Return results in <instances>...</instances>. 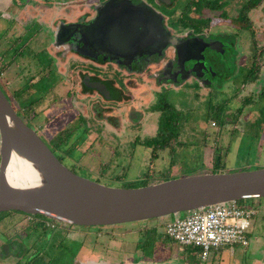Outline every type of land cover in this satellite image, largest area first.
I'll return each mask as SVG.
<instances>
[{"label":"rangeland","instance_id":"374dc122","mask_svg":"<svg viewBox=\"0 0 264 264\" xmlns=\"http://www.w3.org/2000/svg\"><path fill=\"white\" fill-rule=\"evenodd\" d=\"M23 1L28 2L31 8L23 6L22 12L26 15L21 20L18 15L19 7L14 6L10 0H0V14L10 16V19L0 16V51L6 54L8 61L14 60L7 67H0V87L11 100L12 91L29 80L36 79L34 77L40 74L36 73L44 67L41 70V73H45L43 78H37V85H34L33 89L30 85L31 90L20 91L16 95L17 101H13V104L23 112L27 109V106L23 105V99L29 101L30 111L20 114L31 127L39 131L55 154L75 173L107 185L122 186L128 183L141 186L140 181L145 180V172L150 169L170 168L168 165L171 161L175 163L171 168L172 178L211 170L215 163L213 158L219 159V171L233 172L264 167V95L259 94L262 89L264 91V52L258 69L262 77L254 83L242 82L243 75L249 68L252 46L255 43L250 31L243 26L239 28L240 23L234 19L243 0H225L220 10L224 9L226 18L222 19L217 16L220 10L213 12L204 8L201 13L190 12L192 18L209 16V26L204 30L210 32L212 39L217 40L219 46L213 47L214 52H208L204 56L202 68L194 70L192 64L187 62L185 68L189 76L175 72L171 82L165 81L159 88H153L154 82H162L155 78L152 81L145 71L141 72L143 69H140V66L136 67L134 73H124V81L122 71L117 72L116 77L119 78L115 87L119 94L120 90L126 94L122 103L103 102L98 98L99 94L90 87L82 90L84 95L78 93L74 90L75 78L70 79V72L64 71L62 67L61 70L59 67L45 68L55 59L51 53L47 54L44 48L46 41L52 38L51 29L42 21L33 22L30 10L33 9V0ZM50 1H56L57 4L61 2ZM148 1L156 5L164 15L175 14L176 18L180 11H183L181 8L185 0H170L167 7L155 0ZM83 5L82 3L81 7ZM71 9L72 7L68 12ZM248 16L252 21L251 28L255 34L256 46L261 47L264 44V1L251 9ZM168 22L175 29L182 27L186 32L185 23L182 26L176 22L179 25L176 28V24L175 26L170 20ZM23 28L25 33L22 36L11 37L13 34L19 35ZM189 28L190 31L194 30L192 26ZM49 49L52 51V48ZM28 50H37L42 61L38 62L37 57L31 60V56H27ZM17 52H22L20 55H24V58L19 57L16 59L19 61H16L14 54ZM63 64H66V60ZM85 69L86 74H89V71L100 72ZM209 70L212 74L208 78ZM109 77L115 76L111 74ZM204 79L212 82L210 88L206 87L208 83ZM33 95L39 99L34 103L31 102ZM247 96H251L252 100L248 99L243 104L242 99ZM161 97H165L172 107L180 112L177 137L180 143L173 153L170 154L167 149L160 150L156 158H151V147L143 143L156 133L159 111L155 105ZM223 100L226 112H233L248 103L238 116L237 122H228L224 128L218 130V125L209 120L212 114L209 108ZM76 126L68 141H73L75 136L84 133L83 127H86L85 134L79 138L80 142L77 141L75 148L66 154L62 150L65 142L59 144L60 146L55 145L56 134L61 129ZM155 181L159 180L148 177L146 184ZM249 203L255 210L249 244L246 247L236 245L233 250L221 247L213 251L206 260L199 258L198 249L194 245H178L165 237L164 222L173 216L170 214L162 218L89 226L90 228H66L68 223L57 221L58 226L53 227L50 224V227L43 228L44 234L34 246L44 252V258L36 259L33 264H87L89 261L124 264L142 260H171L180 264H264V198L253 199ZM179 215H183V212ZM22 217L21 213L0 215V237L6 241L8 239L3 237L2 229H6L8 225L20 226L22 221L26 223V228L19 229L13 236L16 241L10 240L6 243L10 255H1L0 264L23 263L24 256L17 260V255L29 254L30 249L26 246L36 242L38 233H26L29 229H36L32 228L36 225L41 226L37 221L41 224L44 222L29 216H26V220L23 217L21 221ZM45 221L48 222L47 219ZM50 223L54 224L52 221ZM157 241L161 246L155 245ZM71 254L73 256H70ZM27 257H31L30 254Z\"/></svg>","mask_w":264,"mask_h":264},{"label":"water","instance_id":"95a60500","mask_svg":"<svg viewBox=\"0 0 264 264\" xmlns=\"http://www.w3.org/2000/svg\"><path fill=\"white\" fill-rule=\"evenodd\" d=\"M110 3L104 6L107 10ZM122 3L126 6V3L130 4ZM137 13V17L120 14L114 21L118 23L111 26L112 36L106 38L104 45L111 54L115 52L117 56L126 57L138 50L135 46H140L144 40H151L148 34L143 35L145 30L141 32V37L137 36L146 22L144 14ZM124 27L129 33L122 37ZM156 38L162 46L167 43L174 45L178 57L182 50L180 46L185 44L188 47L189 44L187 40L170 34L166 40H163V34ZM100 42L103 44L104 41L100 39ZM200 49L197 55H188L183 60L202 58ZM12 152L32 168L31 183L12 185L6 180L5 168ZM261 197H264V167L194 173L135 187L107 185L79 175L60 161L40 134L22 119L0 87V212L40 214L78 226H106L162 218L217 203ZM87 264L105 263L89 261ZM124 264L180 263L143 260Z\"/></svg>","mask_w":264,"mask_h":264},{"label":"flooded vegetation","instance_id":"af4514ba","mask_svg":"<svg viewBox=\"0 0 264 264\" xmlns=\"http://www.w3.org/2000/svg\"><path fill=\"white\" fill-rule=\"evenodd\" d=\"M110 1L113 2L110 3ZM155 1L167 7V3L170 0H163L164 2H161V0ZM122 2H130V4L126 3L128 4V6H126ZM82 3L84 4L83 7H81ZM108 3L110 4L108 5L109 8L107 10L104 6H107L106 4ZM32 6L33 9L30 10L32 12L31 17L34 18L32 19L33 22L34 20L39 23L42 21V23L49 25L48 28L51 29L52 33V38L49 37L50 39L46 41V44L50 48H52V51L46 44L44 48L45 52L47 54L51 53L55 59L54 61H50V63L47 64L45 68L55 69L56 67H59V70H61L60 67H62L64 71L68 73L70 72V74H72V77L70 76V79L75 78L74 90L76 92L81 93L83 89L90 87L92 90H95L99 94L98 98H101L103 102L122 103V98L123 100L126 98V94L121 92V90V94H119V91L115 87L116 81L119 78V76L116 77L118 75L117 72L119 71H122V81H124V79H126V77L123 76L124 73H134L135 69H137L136 67L140 66L139 68L143 69V71L141 72L144 73L145 71L146 75L151 76L150 79H152V81L153 78H155L159 79L162 82H154L152 85L153 88H159L162 84L165 83V81H170V79L174 78L176 75L175 72H177V74L183 73V75L189 76L187 73V69L185 68L187 62H189V65L192 64L194 70L200 67L202 68L204 56L208 52H214L213 47L219 46L217 40L215 41L212 39L213 37H211L209 31H190L191 28L184 27V30L186 31L184 32L181 26V29H175V27L171 26L168 22L170 20L174 24L173 19H176L174 17L175 14L173 16L164 15V13L160 11L156 5L148 0H61L59 4H57L56 1L51 2L50 0H33ZM70 7H72V9L68 12V9ZM137 11L140 12V15L144 14V18L146 21L144 22L142 30L137 33V36L141 37V32L145 30L143 35L148 34L151 40H144L143 44H141L140 46H135L138 50H135L134 54H128L126 57L123 55L122 57L117 56L118 53L115 52L111 54V51H107L104 45L107 43L106 38L112 36L111 26L118 23V21H114H116L119 16H121L120 14H129V16L133 15L137 17ZM154 14L156 15V17L154 16ZM125 16L126 15H122V17ZM158 16L160 17V19H158ZM171 17L173 18L171 19ZM156 18L158 19V22ZM20 19L22 20L23 18ZM159 22L161 23V25ZM121 25L122 23H120V27ZM177 27L179 26H176V28ZM15 32L16 31H14V33ZM24 33L25 28L22 29V32L19 35L13 34L11 37L15 36L16 38H19ZM128 33V29L124 27L122 29V37L124 35H127ZM131 34H133V31L131 32ZM161 34H163V40H166L168 34L183 38L188 41V47H185V44L181 45L180 47L182 48V50H180V56L178 57L177 48L174 45L167 43L162 46L161 42H158L159 37L156 38V36H160ZM115 36L119 38V35L116 34ZM100 39L104 41L103 44L100 42ZM155 39H157V41ZM25 45L26 44H24V47ZM202 46L203 48L200 49ZM198 49H200L199 54L202 56V58L198 60H183V58L188 55H197ZM220 49H223V47H220ZM20 53L22 52H17L16 54H14L15 60L19 57L24 58V55H20ZM28 55L31 56V60H35V57H37L38 62L42 61L41 56L39 55V53H37V50H28L27 56ZM4 58L5 53L0 51V63H2V60ZM57 59L59 60L57 61ZM65 60L66 64H63ZM13 61L10 62L7 59L5 62H7V64H10ZM182 65L183 67H181ZM0 67L4 66L0 65ZM85 68H89L91 70H100V72L91 73L89 70H87L89 71V74H86ZM111 74H113L115 77L110 78L109 76ZM211 74L212 72L211 70H209L208 78L211 76ZM204 80L206 81V83H208L206 87L210 88L212 86V82H209L206 79ZM48 84L51 85V83ZM30 85L33 89L34 85H37V81H33V79L29 80V82L19 86L12 91L11 100L7 97L13 106V101H17V93L29 88ZM81 94L84 95V93ZM34 97L35 95H33L34 101L32 103H34L35 100H39L37 96L35 97L36 99ZM23 105H25V103H23ZM14 108L19 114L18 106L17 108L14 106ZM27 110L28 112L30 111L28 106ZM37 132L39 133V131ZM13 213H21L24 217V220H26V216H29L30 218L32 217L30 214L20 211H11L8 214ZM23 217L20 218L21 221L23 220ZM41 221H43L44 224H41L40 222L41 226L32 227L36 229H29L28 233H26V235H29L31 232H36L38 233V236L36 242H31L28 244V246H26L30 249L29 254L31 257H27L29 254L17 255V260L22 259L23 256L25 258V261L21 264H33L36 259L42 260L44 258L42 255L44 254V252L40 250V248L37 250L34 246L35 243H37L43 236V228H46L45 219H41ZM53 222V227L58 226L57 221L53 220ZM2 225L6 226V224L4 223H2ZM25 225L26 223H24L23 221L20 226L15 224L13 225V227H8V225L6 229H2L1 232L4 233L2 235L3 237H6L8 241H16V237L13 236H15L19 229L26 228ZM67 227L80 226L66 224V228ZM8 241H6L5 238L0 237V245L2 246L0 248V256L4 253L6 254V256L10 255L8 254V252H10L9 247H6V243ZM70 256H73V254H71ZM104 263L107 264L106 262ZM14 264H19V262Z\"/></svg>","mask_w":264,"mask_h":264},{"label":"trees","instance_id":"16d2710c","mask_svg":"<svg viewBox=\"0 0 264 264\" xmlns=\"http://www.w3.org/2000/svg\"><path fill=\"white\" fill-rule=\"evenodd\" d=\"M263 1L264 0H243L240 7H238V9H237L236 15L234 16V19H236L240 23L239 28H241L242 26H243V28L246 27L250 31L251 38H253L252 41L255 42L252 46V51H251V56H250L251 60H250L249 68L246 69V73L243 75V79H242V82H245L246 84L254 83L262 77V76L260 77L258 69H259L261 56L264 52V44L261 45V47L256 46V40L254 41V35L255 34H254L253 29L251 28L252 21L248 16V12L251 9L258 6L259 4H261ZM224 4H225V0L224 1H220V0H185L183 3V6L181 8V9H183V11L181 10L180 11L181 13L179 14V16H177L176 19L174 20V25L176 24L177 26H179L178 24H180L183 26L185 23L184 27L189 28L192 26L193 29L196 31H199V30L203 31L204 29H207L209 26V21H210L209 16L201 15V17H199V18H192L191 17L192 15H190V12L197 11L198 13H201L202 9H204V8H207L210 11L216 12V11H219L220 9H222ZM217 16H219L220 19L226 18V13H225L224 9L220 10V12L217 14ZM262 86H264V83ZM28 90H31L30 87L23 90V91L27 92ZM259 94L264 95L263 89L260 91ZM248 99L252 100L251 96L250 97L247 96L244 99H242L243 104ZM33 101L34 100H31V102H33ZM22 102L25 103V106H28L27 103H29V101L26 102L24 100ZM247 103L245 105L241 106L240 108H236L233 112L232 111L226 112V110H225L226 104H224V100L221 102H218V103H214L213 106L209 108V111H211V113H212L211 116L209 117V120L215 122L218 125V130H221L222 128L225 127L226 123L237 122L238 116L240 115V113H242V111L244 110V106H246ZM155 108L158 109V111H159L156 134L154 136H151L149 139H146V141L143 143L145 146L151 147V151H152L151 158H156L158 156V151H160V150L163 151V150L167 149L170 154H171V152L173 153L175 151V147L180 143V141L177 140V137L179 134V129H180V120H179L180 112L177 111V109H174L172 107V105L170 104V102L168 100H166L165 97H161L159 99V102L156 103ZM25 111L28 112L27 109ZM25 111H23V112L19 111V114L24 113ZM21 117L28 124L26 119H24L25 117H23L22 115H21ZM76 128H77V126L76 127H67V128L61 129L56 134V137H55L56 141L54 143H55V145H59V144H62L63 142H65V146L62 148V150L66 154H69L73 150V148H75L79 138L81 139L83 134H85L86 127H83L82 132H84V133H81L79 136H75V139L73 141H72V139H70V141H68V138L71 137L72 133L75 131ZM78 142H80V140ZM48 146L50 147V145H48ZM50 149H51V147H50ZM63 151H62V153H64ZM54 154H55V152H54ZM58 159L60 161H62L60 157H58ZM213 161L215 163L213 165V168L209 171H214V172L219 171L217 168L218 163H219V159L213 158ZM168 166H170V168H167V169L165 168L163 170L150 169L147 172H145L143 176H144L146 181L141 180L140 181L141 185L146 184L148 177H153L155 180H159V181L171 178V168L173 166H175V163L173 161H171ZM122 186L123 187H133V186H140V185H133V184L128 185V183H125V184H122ZM263 198L264 197L240 199V200H236V203H238L240 205L250 206L249 202L252 201L253 199L262 200ZM10 212L11 211L0 212V215L2 216L3 213L6 215ZM30 215L32 216V218H35L37 220L47 219L48 223L45 224L46 227H48V226L50 227L51 225L53 226V223H50L51 221L53 222V219H49V218H47L43 215H40V214H36V215L30 214ZM36 223L40 224L39 221H37ZM76 226H78V225H76ZM80 227H88L89 228V226H80Z\"/></svg>","mask_w":264,"mask_h":264},{"label":"built area","instance_id":"2783aa9c","mask_svg":"<svg viewBox=\"0 0 264 264\" xmlns=\"http://www.w3.org/2000/svg\"><path fill=\"white\" fill-rule=\"evenodd\" d=\"M254 214L252 206L236 201L217 203L173 215L164 222V234L178 245H194L206 260L221 247H246Z\"/></svg>","mask_w":264,"mask_h":264},{"label":"bare ground","instance_id":"6f19581e","mask_svg":"<svg viewBox=\"0 0 264 264\" xmlns=\"http://www.w3.org/2000/svg\"><path fill=\"white\" fill-rule=\"evenodd\" d=\"M32 173V168L12 152L5 168L6 180L12 185L29 184L32 181Z\"/></svg>","mask_w":264,"mask_h":264},{"label":"crops","instance_id":"0c3cea01","mask_svg":"<svg viewBox=\"0 0 264 264\" xmlns=\"http://www.w3.org/2000/svg\"><path fill=\"white\" fill-rule=\"evenodd\" d=\"M8 1V0H7ZM12 1V4L14 5V6H16V7H19V11H18V15H20V17L19 18H22V17H24V13L22 12V8H23V6H27L28 8H31V5L29 6L28 5V2H24L23 0H19V2L18 3H15V2H17V1H15V0H10V2ZM0 16L2 17L3 15H1L0 14ZM4 17H6V18H8V19H10V16H8V14L7 15H5V16H3L2 18L3 19H5ZM8 58L6 57V54H5V58L2 60V63L4 64L5 63V61L7 60ZM2 66H4V67H7L8 66V64L6 63V64H4V65H2ZM3 67V68H4ZM44 68H41L40 70H38V72L36 73V74H38V73H40L39 75H38V77H34V78H36V79H33V81H37V78H43V74H45V73H41V70H43ZM2 72V71H1ZM4 72H3V76H4ZM32 77V76H31ZM15 80V79H14ZM9 82V81H8ZM10 83V82H9ZM157 124H158V121H157ZM156 128H157V126H156ZM157 130V129H156ZM207 171H209V170H206V171H204V172H207ZM166 238H167V236H165ZM159 245V246H161L160 245V243H158V241L156 242V244L155 245ZM161 244H163V243H161ZM157 248V247H156ZM214 251H217V250H214ZM147 261H151V260H147Z\"/></svg>","mask_w":264,"mask_h":264}]
</instances>
